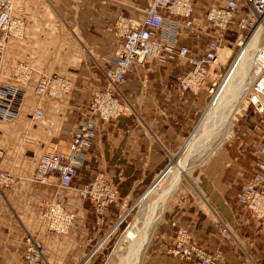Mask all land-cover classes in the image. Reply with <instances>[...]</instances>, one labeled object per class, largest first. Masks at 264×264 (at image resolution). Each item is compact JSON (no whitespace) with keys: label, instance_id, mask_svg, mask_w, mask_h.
Masks as SVG:
<instances>
[{"label":"crops","instance_id":"obj_1","mask_svg":"<svg viewBox=\"0 0 264 264\" xmlns=\"http://www.w3.org/2000/svg\"><path fill=\"white\" fill-rule=\"evenodd\" d=\"M221 1L198 0L197 20L203 19L209 6ZM149 2L16 0L15 14L23 10L28 27L25 37L9 40L0 60V75L27 61L35 68L32 83L42 72H58L73 80V88L51 100L47 96L37 98L30 85L21 114L13 121L0 120V146L4 149L0 167L15 176L13 184L0 187V264L22 259L28 232L39 234L50 247L51 264H87L115 230L119 220L111 226L120 218L122 207L143 196L188 141L187 134L207 104V90L195 93L178 89L177 74L189 63L176 54V49L187 44L201 54L211 36L183 30L174 53L137 63L120 84L130 110L100 122L71 187L59 186V171L50 173L46 180L34 177L46 152H70L72 133L94 90L106 83L105 69L120 49L116 22L122 16L142 20ZM37 106L44 109L40 121L33 118ZM256 120L206 161L196 186L198 197L170 215L144 264H198L173 258L167 251L180 226L190 228L202 246L222 247L224 254L218 264H264V219L255 217L238 200L241 186L256 170L260 140V132L252 128ZM99 170H104L119 190L117 202L102 213L79 192ZM57 195L71 198L78 211L77 223L63 234L43 225L42 205ZM222 220L232 229L228 237L221 232Z\"/></svg>","mask_w":264,"mask_h":264},{"label":"built area","instance_id":"obj_2","mask_svg":"<svg viewBox=\"0 0 264 264\" xmlns=\"http://www.w3.org/2000/svg\"><path fill=\"white\" fill-rule=\"evenodd\" d=\"M227 0L207 8L201 21L197 20L196 0H150L142 20L122 16L115 24V32L120 38V49L105 69L106 83L94 90L93 97L86 105L82 117L75 127L69 145V153L46 152L40 159L34 177L46 180L53 171H59L60 187H71L73 179L84 163L87 149L97 136L102 120L118 118L130 110V105L120 89L137 63L155 58H164L166 52H175L179 34L207 32L211 38L201 54L194 53L187 45H180L176 54L188 60V68L177 74L178 89L181 92H199L206 89L213 93L218 88L220 76L212 74L217 64L224 34L233 24L239 28L237 42L240 46L253 35L264 16V0ZM28 17L22 10L15 14L14 0H0V60L4 58L11 38H23L28 27ZM257 65L256 78L252 84V94L264 97V41L254 53ZM35 68L27 61L12 66L11 72L0 75V120L13 121L22 112L27 92L33 85L37 98L56 100L69 93L73 80L58 72H42L32 83ZM250 102L255 106L259 118L253 123V130L260 132L257 147L256 170L252 177L240 188L238 200L255 217L264 219V103L252 95ZM44 109L37 106L33 118L40 121ZM4 152L0 146V158ZM15 176L0 167V187L13 184ZM81 197L91 202L98 213L104 212L117 202L119 190L112 178L104 171L94 176L79 188ZM43 225L57 234L69 232L77 223L78 211L69 197L57 195L42 205ZM220 229L225 237L232 234L230 225L220 221ZM25 250L22 259L15 264H51L50 247L39 234L28 232L24 238ZM168 253L176 259L193 260L198 264H218L223 256L222 247L208 249L202 246L192 230L180 226L167 247Z\"/></svg>","mask_w":264,"mask_h":264},{"label":"rangeland","instance_id":"obj_3","mask_svg":"<svg viewBox=\"0 0 264 264\" xmlns=\"http://www.w3.org/2000/svg\"><path fill=\"white\" fill-rule=\"evenodd\" d=\"M198 0H196L197 2ZM227 0H222L221 2L225 3ZM16 2V0H15ZM240 3H243L242 0ZM217 4V3H215ZM205 13V12H204ZM264 20V19H263ZM259 23H262L260 21ZM259 24L257 28L260 26ZM238 26L236 24H233L230 29L224 34L222 38V44L220 49V57L217 62V64L214 67V70L212 72L213 75L219 76L220 73L222 76H220L219 85H221L223 79L226 77V74L230 71V68L232 67V64L236 60V57L238 56V53L241 49V46L238 44ZM256 28V29H257ZM255 29V31H256ZM254 34V31L252 32ZM253 36V35H252ZM251 36V38H252ZM250 38V39H251ZM249 39V40H250ZM249 40H246L245 42H248ZM264 41V35L260 41V45ZM223 51L229 52L231 51V54L228 58H224ZM250 52H248L249 54ZM254 68V67H253ZM254 71V70H252ZM253 74V72H252ZM248 78V77H247ZM253 82L255 79H252ZM253 84V83H252ZM252 84L249 85V88L247 90H244V92H241L239 94L238 100L239 101V108L237 109L236 113L233 114L231 119L224 118L222 120H217V123H214L212 125V129L207 132V136L203 138V141L197 143L194 145V153L191 154L188 158V164L187 169L184 173H182L179 177V182L176 185L175 189L173 190L174 181L168 180L159 182L160 187L163 186V192L167 194L168 191V197L163 205V212L160 222L158 223L157 229L152 234L151 241L148 245L147 251L145 252V255L143 257V264L146 263L150 258L151 253V247L154 245L156 240L158 239V236L160 232H162V229L164 228L166 221L168 218H170V215L176 214L177 212L181 211L184 204L188 202L190 199H193L195 197H198V194L196 193V186H198V182L200 180V175L202 172V169L206 163V161L214 155L218 150H221L222 147H224L228 142H230L235 134L241 133L249 127V123L252 122V120H256L259 118L258 112L255 111V106L253 103L250 102V97L255 94H252ZM207 92V104L205 108H203L198 116L197 121L195 125L192 127V130L187 134L188 140L192 136V132L196 130L197 125L200 122V119L204 116L205 111L207 110L206 107L210 104L211 100L213 99L214 92L210 93ZM257 97V96H256ZM258 100V98H255ZM235 101V102H237ZM235 102H230V105H233ZM199 121V122H198ZM230 132V133H229ZM229 134V135H228ZM185 140V142H186ZM206 141V142H205ZM186 143L181 145V149L175 154V157L179 156V153L181 152L182 148L184 147ZM210 146V147H209ZM172 181V182H171ZM171 183V184H169ZM164 184V185H163ZM152 186V185H151ZM167 188V189H166ZM171 189V190H170ZM148 191V190H147ZM146 191V192H147ZM170 193V194H169ZM144 195V194H143ZM154 197V195H153ZM164 197V196H163ZM141 198H135L131 200L128 204H126L124 207H122L120 212V218H116L115 223L120 222V220L125 217L122 220V223L118 226H115V230H113L111 234L107 235L105 237V241L99 246V248L95 251L94 255L90 258L89 262L87 264H109L112 260L117 259V246L118 241L122 236V233L124 232L125 228L128 226V224L133 220V218L138 214L140 218L144 215V212H147V210L143 211V209H140L139 204L137 201ZM150 202H154L153 199L150 200ZM165 207V208H164ZM160 213V212H159ZM142 214V215H141ZM141 226V225H140ZM109 229L107 232L103 235L106 236L108 234ZM102 238V237H101ZM102 240V239H101ZM100 242V241H99ZM99 244V243H98ZM47 245V244H46ZM122 246V245H121ZM121 248V247H120ZM113 253V254H112Z\"/></svg>","mask_w":264,"mask_h":264},{"label":"bare ground","instance_id":"obj_4","mask_svg":"<svg viewBox=\"0 0 264 264\" xmlns=\"http://www.w3.org/2000/svg\"><path fill=\"white\" fill-rule=\"evenodd\" d=\"M263 35L264 21L256 31H254L252 38L248 42H244L241 46L230 71L226 74L221 85L215 89L213 99L208 107H206L207 110L205 111L204 116L200 119V122L198 121L199 124L197 125L196 130L186 142L185 146L179 153V156L172 159V162L158 176V179L137 201L140 209H143V211L147 210V212H144V215L141 218L137 214L125 228L121 238L117 242V259L112 260L109 264H143V257L151 241L152 234L155 229H157L158 223L161 220L163 205L168 197V191L167 194H165L166 192H163V186L159 189V182L162 180L167 182L172 179L174 181V190L179 182L180 175L187 169L188 159L186 158L194 153V145L203 141V138L207 136V132L212 129V125L218 122L217 120L220 121L224 118L231 119L233 114L236 113L239 108V101H237L239 94L244 92V90H247L249 85L253 83L252 79L256 78L257 65L254 62V53L259 47ZM248 52L250 53L248 54ZM223 53L227 54V57H229L231 51H223ZM214 67L212 68V72ZM254 98H258L264 103V97L262 95L255 94ZM231 101L237 102L230 105ZM151 199H153L154 202H150ZM124 218L125 217L120 220L117 224L118 226L122 223Z\"/></svg>","mask_w":264,"mask_h":264}]
</instances>
